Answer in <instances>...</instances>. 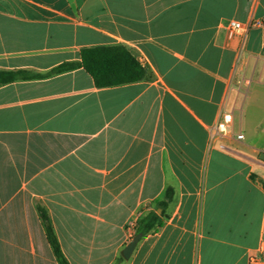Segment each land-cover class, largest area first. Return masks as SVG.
Masks as SVG:
<instances>
[{
    "label": "crops",
    "instance_id": "crops-1",
    "mask_svg": "<svg viewBox=\"0 0 264 264\" xmlns=\"http://www.w3.org/2000/svg\"><path fill=\"white\" fill-rule=\"evenodd\" d=\"M232 20L248 32L230 38ZM105 46L146 78L52 73ZM0 72L29 77L0 86V264H59L39 207L70 264H249L264 248V0H0ZM139 213L164 224L125 260Z\"/></svg>",
    "mask_w": 264,
    "mask_h": 264
},
{
    "label": "trees",
    "instance_id": "trees-1",
    "mask_svg": "<svg viewBox=\"0 0 264 264\" xmlns=\"http://www.w3.org/2000/svg\"><path fill=\"white\" fill-rule=\"evenodd\" d=\"M84 68L95 80L98 88H109L123 84L138 82L146 78V71L131 53L123 46H105L84 49L82 51V61L80 64L66 63L53 70V74H61L76 67ZM29 79L27 75L19 72H0V86L15 82L19 79ZM171 199V190L167 194ZM167 206V202L161 204L162 208ZM40 218L46 230L47 240L59 264H70L64 255L52 220L42 207L38 208ZM164 222L156 213L144 217L140 224L138 233L146 236L157 232Z\"/></svg>",
    "mask_w": 264,
    "mask_h": 264
},
{
    "label": "built area",
    "instance_id": "built-area-1",
    "mask_svg": "<svg viewBox=\"0 0 264 264\" xmlns=\"http://www.w3.org/2000/svg\"><path fill=\"white\" fill-rule=\"evenodd\" d=\"M260 24L261 23H257V25H260ZM227 30H228V36L232 38L235 35H245L248 32V27H246V25H244L243 23L239 21L232 20V21H229ZM250 82H251L250 80H245L244 84L249 85ZM232 123H233L232 113L224 111L222 113V117H221L219 124L214 130L213 136L216 138L227 136ZM235 137L238 141H243L245 139L244 134L242 132L237 134ZM141 220H142V214L139 213L126 224L128 244L137 235ZM249 264H264V248L263 247L259 249V251L250 258Z\"/></svg>",
    "mask_w": 264,
    "mask_h": 264
},
{
    "label": "water",
    "instance_id": "water-1",
    "mask_svg": "<svg viewBox=\"0 0 264 264\" xmlns=\"http://www.w3.org/2000/svg\"><path fill=\"white\" fill-rule=\"evenodd\" d=\"M143 237V234L138 233L135 238L128 244L126 245V247L124 248L123 252H122V257L125 260H129L134 252V250L136 249L139 241L141 240V238Z\"/></svg>",
    "mask_w": 264,
    "mask_h": 264
},
{
    "label": "rangeland",
    "instance_id": "rangeland-1",
    "mask_svg": "<svg viewBox=\"0 0 264 264\" xmlns=\"http://www.w3.org/2000/svg\"><path fill=\"white\" fill-rule=\"evenodd\" d=\"M262 113H264V109L262 110V111H259V112H257V117H256V122L257 123H260V121H261V114ZM259 139H260V137H259Z\"/></svg>",
    "mask_w": 264,
    "mask_h": 264
}]
</instances>
